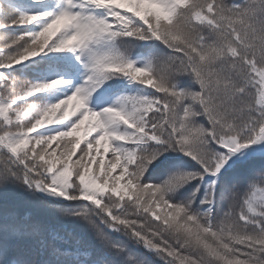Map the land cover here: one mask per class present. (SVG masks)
<instances>
[{"label": "snow or ice", "instance_id": "1", "mask_svg": "<svg viewBox=\"0 0 264 264\" xmlns=\"http://www.w3.org/2000/svg\"><path fill=\"white\" fill-rule=\"evenodd\" d=\"M153 258L264 264V0H0V264Z\"/></svg>", "mask_w": 264, "mask_h": 264}, {"label": "trees", "instance_id": "2", "mask_svg": "<svg viewBox=\"0 0 264 264\" xmlns=\"http://www.w3.org/2000/svg\"><path fill=\"white\" fill-rule=\"evenodd\" d=\"M76 102H73V104H75ZM70 111H71V107H70V109H69ZM86 129H87V122L85 123V125L84 126H82V128L79 130V132L78 133H76V135H79L81 138H83L84 137V135H85V131H86ZM43 130V129H42ZM189 170H193V169H189ZM117 171H119V170H117ZM167 173L166 172H161V174H160V179H163V178H165V175H166ZM192 186L191 185H189V188H191ZM153 264H159V261L158 260H155L154 258H153Z\"/></svg>", "mask_w": 264, "mask_h": 264}]
</instances>
